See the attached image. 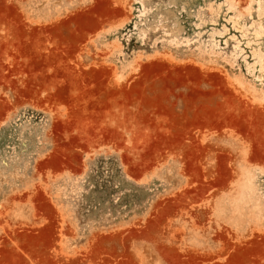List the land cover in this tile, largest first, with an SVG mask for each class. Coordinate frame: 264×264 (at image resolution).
<instances>
[{
  "label": "rangeland",
  "instance_id": "1",
  "mask_svg": "<svg viewBox=\"0 0 264 264\" xmlns=\"http://www.w3.org/2000/svg\"><path fill=\"white\" fill-rule=\"evenodd\" d=\"M0 264H264V0H0Z\"/></svg>",
  "mask_w": 264,
  "mask_h": 264
},
{
  "label": "crops",
  "instance_id": "2",
  "mask_svg": "<svg viewBox=\"0 0 264 264\" xmlns=\"http://www.w3.org/2000/svg\"><path fill=\"white\" fill-rule=\"evenodd\" d=\"M117 16L118 14L115 15V17ZM86 17L89 21L87 24L79 21L75 23L76 29L85 35L101 29L108 21L113 20L114 15H112V13L103 14L94 10L92 12H89Z\"/></svg>",
  "mask_w": 264,
  "mask_h": 264
}]
</instances>
